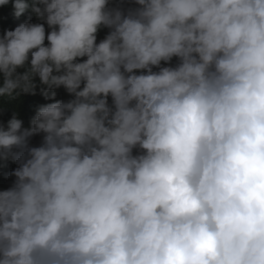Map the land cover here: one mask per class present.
Wrapping results in <instances>:
<instances>
[{"label":"clouds","instance_id":"obj_1","mask_svg":"<svg viewBox=\"0 0 264 264\" xmlns=\"http://www.w3.org/2000/svg\"><path fill=\"white\" fill-rule=\"evenodd\" d=\"M30 3L0 96L72 99L0 125V264H264V0Z\"/></svg>","mask_w":264,"mask_h":264},{"label":"trees","instance_id":"obj_2","mask_svg":"<svg viewBox=\"0 0 264 264\" xmlns=\"http://www.w3.org/2000/svg\"><path fill=\"white\" fill-rule=\"evenodd\" d=\"M26 2L29 4V9L26 10L20 17L17 18L15 16L14 20H7L6 18L8 14L14 11L12 6L13 1H10L7 5L0 6V35H2L5 30H14L20 23L26 21L31 23H43V21L37 19L36 14L32 11L30 0H26ZM117 5H120L125 10L137 7L134 0H109L110 7ZM45 28L47 33L49 29L46 24ZM108 31L109 30L107 28L102 27L97 33V42L102 40L107 35ZM176 62L177 60L174 57L171 64L175 65ZM0 83H2V78H0ZM55 91V100H63L66 102L72 99V96L68 94L63 87L55 89ZM55 100H46L43 95L40 94L39 89H37V93L35 95L20 94L19 96L14 95L13 97L0 96V125L6 126L8 120L12 118L13 114H16L17 118L22 120L23 127L28 128L30 127L31 118L35 115L37 108L42 104L55 102ZM109 104H111L110 97ZM42 139V133L28 138L29 146H39L42 143ZM5 161L6 164L3 165L2 159H0V190H5L11 187L15 177L11 176L10 173L18 167V164L11 157Z\"/></svg>","mask_w":264,"mask_h":264}]
</instances>
